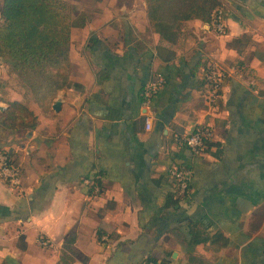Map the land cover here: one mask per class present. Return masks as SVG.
Here are the masks:
<instances>
[{
    "label": "crops",
    "instance_id": "obj_1",
    "mask_svg": "<svg viewBox=\"0 0 264 264\" xmlns=\"http://www.w3.org/2000/svg\"><path fill=\"white\" fill-rule=\"evenodd\" d=\"M67 1L89 19L70 29L68 81L48 104L0 57V120L13 99L38 119L0 123L20 169L16 188L0 178V264H55L69 234L72 264H264V0H220L224 33L191 18L172 42L146 30L145 0ZM210 60L225 77L208 106ZM154 75L164 81L144 106ZM202 121L212 136L196 155L174 137ZM172 163L192 169L182 196Z\"/></svg>",
    "mask_w": 264,
    "mask_h": 264
},
{
    "label": "trees",
    "instance_id": "obj_2",
    "mask_svg": "<svg viewBox=\"0 0 264 264\" xmlns=\"http://www.w3.org/2000/svg\"><path fill=\"white\" fill-rule=\"evenodd\" d=\"M145 3L150 25L146 30L158 32L161 38L171 42L178 36L181 21L198 18L210 24L215 9L222 5L220 0H145ZM88 19L85 11L75 12L67 0H3L0 57L41 106L48 104L66 85L70 29L84 25ZM6 103L4 116L0 120L2 126L31 130L37 125V115L26 103L17 99L7 100ZM7 153L10 162L15 165L12 153ZM97 183L94 178L92 186ZM74 239L75 234L63 239L55 264H72L74 250L71 245ZM204 240L202 237L192 239L193 242ZM146 262L157 264L151 258Z\"/></svg>",
    "mask_w": 264,
    "mask_h": 264
},
{
    "label": "built area",
    "instance_id": "obj_3",
    "mask_svg": "<svg viewBox=\"0 0 264 264\" xmlns=\"http://www.w3.org/2000/svg\"><path fill=\"white\" fill-rule=\"evenodd\" d=\"M211 26L218 34L225 32V10L223 5L218 6L213 14ZM225 77V71L215 61H208L203 70L204 100L208 106H211L219 95L223 79ZM164 78L161 75H154L148 79L140 88L141 104L148 106L156 94L160 86L163 84ZM3 108V104L0 102V110ZM145 128L151 127V117L146 114ZM212 136V128L207 122H199L190 132L177 134L174 137V141L180 145L187 147L193 154H203ZM167 174L173 180L175 184V190L178 195H184L189 190V183L192 176V169L184 164L172 163L167 167ZM0 178L11 187H18L20 183V169L17 165H13L10 162V158L5 149L0 148ZM89 181L88 178L84 179ZM94 190H98V186H94ZM39 243L43 246L48 242L44 238H39ZM144 264H156L154 262H146Z\"/></svg>",
    "mask_w": 264,
    "mask_h": 264
},
{
    "label": "water",
    "instance_id": "obj_4",
    "mask_svg": "<svg viewBox=\"0 0 264 264\" xmlns=\"http://www.w3.org/2000/svg\"><path fill=\"white\" fill-rule=\"evenodd\" d=\"M60 106H61V99L57 97L52 103V108L57 111L60 109Z\"/></svg>",
    "mask_w": 264,
    "mask_h": 264
},
{
    "label": "rangeland",
    "instance_id": "obj_5",
    "mask_svg": "<svg viewBox=\"0 0 264 264\" xmlns=\"http://www.w3.org/2000/svg\"><path fill=\"white\" fill-rule=\"evenodd\" d=\"M38 103V102H37ZM38 105H40V104H38ZM41 106V105H40ZM42 107V106H41Z\"/></svg>",
    "mask_w": 264,
    "mask_h": 264
}]
</instances>
